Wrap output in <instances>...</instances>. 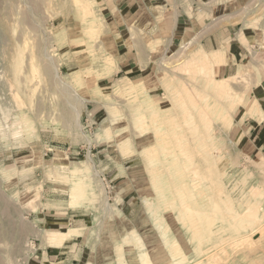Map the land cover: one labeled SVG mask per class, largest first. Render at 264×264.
<instances>
[{
    "label": "rangeland",
    "instance_id": "obj_1",
    "mask_svg": "<svg viewBox=\"0 0 264 264\" xmlns=\"http://www.w3.org/2000/svg\"><path fill=\"white\" fill-rule=\"evenodd\" d=\"M76 1L0 0V264H113L130 230L154 264L169 263L148 207L182 264H264V155L244 145L249 119L263 118L251 92L264 90V0ZM220 13L225 62L204 63V28ZM84 165L83 203L71 205V171ZM181 185L198 192L186 208ZM70 228L83 236L44 245ZM126 250L130 264L136 251Z\"/></svg>",
    "mask_w": 264,
    "mask_h": 264
},
{
    "label": "bare ground",
    "instance_id": "obj_2",
    "mask_svg": "<svg viewBox=\"0 0 264 264\" xmlns=\"http://www.w3.org/2000/svg\"><path fill=\"white\" fill-rule=\"evenodd\" d=\"M76 1V0H75ZM77 2V1H76ZM75 3V2H74ZM203 54H204V56L206 55V56H210L209 58H207L206 56L205 57H203V62L204 63H206L208 60H212V58L213 59H215L216 61L217 60H219V62H218V64L217 65H222V64H224V62H225V60H224V52H222V51H220V50H212V51H210V52H205V51H203V50H200ZM196 54V53H195ZM200 55V54H199ZM198 55V56H199ZM195 58H197L196 56H195ZM205 58V59H204ZM192 59V58H191ZM193 60V59H192ZM213 61V60H212ZM215 62V61H214ZM220 63V64H219ZM215 65H216V63H215ZM121 80V79H120ZM119 80V81H120ZM227 79H220V80H215L214 81V83H215V91L216 92H219V91H223L224 89H225V86H227L226 85V83H227ZM123 82H124V80H123ZM127 83H129L128 82V80H127ZM115 84H117V82L115 83ZM130 84V83H129ZM117 86V85H116ZM120 86V85H119ZM123 86H125V85H122L120 88H122ZM119 89V88H118ZM117 90V89H116ZM120 90V89H119ZM225 91V90H224ZM221 93V92H220ZM12 102H13V104L14 105H18V104H22V100H21V98H20V96H15V97H13V99H12ZM146 102V101H145ZM149 102V101H148ZM152 103V102H151ZM151 103H149L147 106H146V111L148 112V118L149 119H152V118H154V117H156V116H158V114H157V110L156 109H154L155 107H154V105L152 106V104ZM145 114V113H144ZM141 117V116H140ZM143 117V116H142ZM141 117V118H142ZM146 117V116H145ZM145 117H143V118H145ZM147 118V119H148ZM142 120H145V119H142ZM143 124H145V123H143ZM146 126L148 125V123L146 122V124H145ZM142 128V127H141ZM183 137V136H182ZM181 137V138H182ZM157 141L158 142H163V138H161V137H157ZM184 139V138H183ZM181 140V139H180ZM203 141H204V139H202ZM190 141V140H189ZM206 142V141H205ZM214 142V141H213ZM190 143V142H189ZM168 144V143H167ZM166 144V145H167ZM173 144V143H172ZM208 144V143H207ZM118 146H119V148H120V150H121V154L122 155H125V154H128V153H131V152H129V143H127L126 141H121V142H119V144H118ZM169 147H170V145H168ZM172 146V145H171ZM152 147V146H151ZM168 147V148H169ZM150 148V147H149ZM168 148H167V150H168ZM170 148H172V147H170ZM191 148V147H190ZM148 149V148H147ZM144 150H146V149H144ZM172 150V149H171ZM176 150V149H175ZM191 150H194V149H191ZM195 150H197V152H201L200 150H199V148H195ZM166 151V150H165ZM164 151V152H165ZM170 151V150H169ZM149 152V151H148ZM167 152V151H166ZM165 152V153H166ZM172 152V151H171ZM208 151H206V153H207ZM142 153H143V151H142ZM146 154H147V150H146V152H145ZM194 154V153H193ZM175 155V154H174ZM174 155H173V153L170 155V156H172V157H170V158H172V160H175V158H174ZM166 156H169V153H166L165 154V157ZM178 156V155H177ZM185 157H188V156H185ZM163 158V157H162ZM177 158V157H176ZM206 158H209V157H205V160H207ZM150 159V158H149ZM169 158L167 157V160H166V163H168L167 161H169L168 160ZM154 160H156L157 161V159L155 158V157H152V161H154ZM172 160H171V162H172ZM206 162V161H205ZM173 164V163H172ZM174 165V164H173ZM180 165V164H179ZM85 167V165L83 166V168ZM81 168V167H80ZM208 168H210V166H208ZM86 170V168H84L83 170H81V169H78V170H72L71 171V176H73V178H75L76 177V180H75V182H74V184H73V186H72V190H71V193H70V204L71 205H77V204H80L81 202L83 203V196H85L84 195V190L82 189V187H84V171ZM87 171V170H86ZM70 174V173H69ZM174 174V173H173ZM174 175H177L176 173L174 174ZM75 176V177H74ZM168 176V175H167ZM70 178V177H69ZM173 178V177H172ZM177 179H179L178 177H177ZM158 180V181H157ZM155 181V180H154ZM156 181H157V183L158 184H160V182L162 181V182H164L163 181V179L162 178H160V177H158L157 176V178H156ZM82 184H83V186H82ZM154 184V183H153ZM152 184V185H153ZM166 184V183H165ZM154 186V185H153ZM159 186V185H158ZM158 186L156 185L155 186V189H156V191L154 192V194L156 195V197H158V198H160V200L161 201H165L166 199H167V197H166V195H162L163 193H164V191H163V193L162 194H160L159 193V189H158ZM161 186V185H160ZM182 186V185H181ZM163 187V186H162ZM165 187V186H164ZM193 187V186H192ZM192 187H190V186H187V185H183L182 186V189L180 190V192L178 193V196H177V200H180L182 203V206H180V207H184V208H186L187 206H188V204H190V203H194L196 200L194 199V198H197L196 197V195H197V193L194 191L195 189H192ZM153 190H154V188H152ZM160 189H161V187H160ZM168 189V188H167ZM211 189H212V187H211ZM91 190V189H90ZM162 190V189H161ZM164 190H165V188H164ZM202 189H200V191H201ZM200 191H199V193H200ZM157 192L159 193V194H157ZM195 192V193H194ZM219 192V191H218ZM202 193V192H201ZM200 193V194H201ZM167 194V193H166ZM175 194V193H174ZM219 194V193H218ZM96 195V194H95ZM159 195V196H158ZM168 195V194H167ZM170 196V195H169ZM200 198H201V196H199ZM208 197V196H207ZM212 198V197H211ZM169 199H170V197H169ZM204 199V198H203ZM142 200V199H141ZM153 200V199H152ZM151 200V201H152ZM173 200V199H172ZM207 200V199H206ZM210 200V199H209ZM222 200H223V198H222ZM201 202H202V200H200ZM204 201V200H203ZM174 201H172V202H170V203H173ZM184 202V203H183ZM198 202V201H197ZM196 202V203H197ZM210 202H212L211 200H210ZM225 202V201H224ZM141 203V202H140ZM144 203V202H143ZM195 203V204H196ZM208 203H209V201H208ZM208 203H207V207L209 206L208 205ZM151 204V203H150ZM176 205H177V203H175ZM205 204H206V201H205V203H204V206H205ZM210 204V206L211 205H213V203L211 204V203H209ZM231 204H232V202H231ZM148 205H149V203H148ZM155 205V204H154ZM161 205V204H160ZM163 205V204H162ZM175 205V206H176ZM199 205V204H198ZM200 205H201V203H200ZM200 205H199V207H200ZM143 206V205H142ZM151 206H152V204H151ZM157 206H158V204H157ZM164 207H165V205H163ZM178 206V205H177ZM176 206V207H177ZM189 207V206H188ZM196 207V206H195ZM199 207H196V208H199ZM202 207V206H201ZM213 207H215V203H214V206ZM82 208V207H81ZM150 208H152V207H148L147 209H148V211H149V213H150V218H151V222H152V224H151V227H152V230H153V232L157 235V237L160 239V241H161V246H162V249L165 251V252H167V255L170 257V260H169V263H166V264H182V262H183V260L186 258V255L184 254V252H183V250H182V248L179 246V244L177 243L178 241H176L175 240V237H174V235H173V233L171 232V229L169 228V226L167 225V223L165 222V219H164V217L162 216V215H160V214H152V210H153V208H152V210L150 209ZM167 208H169V207H167ZM170 208H172V207H170ZM217 208V207H216ZM166 209V208H165ZM174 209V208H173ZM212 209H214V208H212ZM201 211H202V209H200ZM200 210H195L194 212H193V214L195 215V213L197 212L198 213V216L201 214V211ZM203 210H204V208H203ZM211 210V209H210ZM224 210V209H223ZM154 211H156V209H154ZM216 211V210H215ZM249 211V210H248ZM157 212V211H156ZM165 212V211H164ZM173 212V211H172ZM183 212H185V210H182V209H180V211H177V212H175L174 214H175V216L176 217H179V215H181V213H183ZM205 212V211H204ZM250 212V211H249ZM155 213V212H154ZM205 213H207V212H205ZM211 213V212H210ZM146 214V213H145ZM162 214V213H161ZM245 214H249V213H245ZM252 215V214H251ZM250 216V215H249ZM148 217V216H147ZM181 217V216H180ZM197 217V216H196ZM200 217V216H199ZM216 217H218V216H216ZM252 217H253V215H252ZM252 217H251V219H252ZM254 218V217H253ZM176 219V218H175ZM179 219H181V218H179ZM199 219H201V217L199 218ZM185 220V219H184ZM242 220V219H241ZM241 220H238V221H235V223H234V225H233V227H232V230H231V232H229V234L231 235V240L232 239H235V238H238L239 236H240V234H242V232H241V229H242V221ZM246 221V220H245ZM249 221V220H248ZM255 221V220H254ZM184 222V221H183ZM250 222V221H249ZM218 223V222H217ZM222 223H223V221H222ZM248 223V222H247ZM248 225V224H247ZM217 226V225H216ZM219 226V225H218ZM232 226V225H231ZM230 226V227H231ZM203 227V226H202ZM202 227H201V229H202ZM207 227H208V225H207ZM227 227H229L228 225H227ZM245 227V226H244ZM248 227H250V226H248ZM226 228V227H225ZM246 228V227H245ZM208 229H210V224H209V228ZM231 229V228H230ZM204 230V229H203ZM222 231H223V229H221ZM209 231V230H208ZM212 231H213V229H212ZM216 231H218V230H216ZM220 231V230H219ZM207 231H206V229H205V233H206ZM214 232H215V230H214ZM227 232V231H226ZM216 233V232H215ZM223 233V232H222ZM83 234V233H82ZM211 234H213V232L211 233ZM203 235H204V233H203ZM207 235V234H206ZM227 235V234H226ZM78 236H80V237H82L81 236V232L79 233V229H76V228H70V229H68L67 231H65V232H61V231H51V232H47L45 235H44V237H43V243H44V245H46L48 248H61V247H63V245L65 244V242L66 241H68V240H70L71 238L73 239V237H78ZM214 237V236H213ZM142 237H140V235H139V233L138 232H136L135 230H130V231H128L127 233H125L122 237H121V239L119 240V242L117 243V244H115V246H114V251H113V254H114V263L113 264H129L128 262H127V260L126 259H128V258H126V256H127V250H126V248H128L129 250H134V251H136V253H135V255L134 256H132L133 258H132V260H131V262H130V264H154V262L152 261V259L149 257V253H148V251H147V249H145V247H143V243H142V239H141ZM189 239V238H188ZM206 239V238H205ZM219 241H220V239L219 238H217ZM216 239V240H217ZM216 240H215V242H216ZM222 240V239H221ZM239 240V239H238ZM115 243H116V241H115ZM188 243V242H187ZM199 244V243H198ZM216 244V243H215ZM214 244V245H215ZM218 244V243H217ZM69 245V244H68ZM190 246V245H189ZM200 246V245H199ZM206 246V245H205ZM208 246H209V244H208ZM210 246H212V245H210ZM194 247V246H193ZM214 248V247H213ZM195 249V248H194ZM196 251H198L199 250V248L198 249H195ZM200 251V250H199ZM202 252V251H201ZM201 252H200V254H201ZM111 253V252H110ZM203 253V252H202ZM131 254V253H130ZM132 255V254H131ZM130 256V255H129ZM188 257V256H187ZM200 257V256H199ZM45 257H43V259H44ZM168 258V257H167ZM193 258H195L194 256H193ZM190 259V258H189ZM196 259V258H195ZM217 259V258H216ZM45 260H46V258H45ZM211 261V260H210ZM190 263H191V261H190ZM186 264H187V262H186ZM188 264H189V262H188ZM194 264H197V263H194Z\"/></svg>",
    "mask_w": 264,
    "mask_h": 264
},
{
    "label": "crops",
    "instance_id": "obj_3",
    "mask_svg": "<svg viewBox=\"0 0 264 264\" xmlns=\"http://www.w3.org/2000/svg\"><path fill=\"white\" fill-rule=\"evenodd\" d=\"M224 8H217L216 6H214V8L212 9V12L214 14L219 13L220 10L223 13ZM211 13V10H210ZM219 18H221V13L216 16L214 19L215 22V26H213L214 28H207L205 27L204 30L208 31L207 33V37L203 35V40H202V46L207 47V48H211L212 50H216L217 46L224 44L225 41L220 37H222V33L223 31L221 30L220 33L217 25V21L219 20ZM187 31V28H184V32ZM185 36H183L182 38H184ZM185 39V38H184ZM231 45V44H230ZM235 58V55H234ZM257 88H255V90H253L251 93L254 96H257L255 98L256 102L258 103V110H260V112L258 113V116H262L263 118H260L259 121L251 118V120L249 119V123H247V131L244 135L245 139H244V145L248 146V149H251V152H253L254 154H262L264 155V90L261 88L260 90H256Z\"/></svg>",
    "mask_w": 264,
    "mask_h": 264
}]
</instances>
